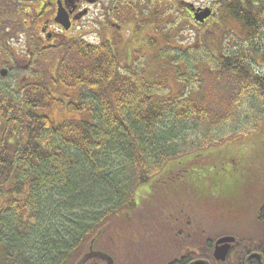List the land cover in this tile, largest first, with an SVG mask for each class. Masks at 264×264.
I'll return each mask as SVG.
<instances>
[{"label":"trees","instance_id":"trees-1","mask_svg":"<svg viewBox=\"0 0 264 264\" xmlns=\"http://www.w3.org/2000/svg\"><path fill=\"white\" fill-rule=\"evenodd\" d=\"M244 5L259 18L264 0L230 1L212 36L225 27L236 35L238 27L241 38L224 48L210 46L217 56L207 46V61L192 48L171 49L165 36L155 34L147 39L148 49H155L146 53L148 64L124 65L107 42L79 39L57 53L54 77L31 74L32 80L18 77L14 89L0 86V264H75L91 245L105 249L117 221L143 219L139 210L149 204L157 219L163 217L169 199L181 194L184 203L176 209L193 202L203 207L228 183L238 187L245 205L264 202L261 171L233 176L211 168L214 147L253 132L264 118V31L258 20L242 15ZM4 12L0 7V42L12 20ZM10 78L0 76V83ZM58 88L75 94L64 96L70 99L65 109L88 118L49 119L48 112L64 109L63 94L51 95ZM240 143L228 145L229 159L252 146L238 148ZM186 175L212 177L220 190L202 182L193 188ZM232 222L243 232L218 264H259L248 257L264 252V236L247 235L245 220ZM208 239L202 250L187 241L166 264L211 260ZM100 263L91 258L85 264Z\"/></svg>","mask_w":264,"mask_h":264},{"label":"rangeland","instance_id":"rangeland-1","mask_svg":"<svg viewBox=\"0 0 264 264\" xmlns=\"http://www.w3.org/2000/svg\"><path fill=\"white\" fill-rule=\"evenodd\" d=\"M200 1L204 3L209 2V0H199L198 2ZM19 2H22V0H2L0 2L1 9L5 11L2 16L4 17L6 15L8 20L12 19V21H8L5 27L8 30L13 28H16L17 30L16 26H18L19 16L12 13V10L17 9V7L20 6ZM127 2L128 0H126V2L122 5L125 6ZM162 8L160 0H154L153 9H151V11H154L151 29L148 28L149 25L144 20V17H150L149 11L141 7L134 9L136 27L135 30L133 29L130 33L132 34L133 40L135 39L136 42L139 41L141 32L138 31V29L140 28L142 36L147 39L155 36V34L158 39L165 36V43L170 44L171 49L173 48V50H175L180 47L184 50L183 53H187L188 49L192 48L189 50L192 51L194 49L196 51L197 55L195 56L197 58L207 61L209 58V54L205 53L207 46L210 47L216 43H220V48H224L227 45L231 46L235 42V39L241 38L238 27L236 28V35H233L230 32V29L225 27L222 32H216V34L214 33V36H212L213 33L211 26L209 28L202 27L199 29L193 26L187 19L184 20L185 23H182V25L179 26V20H181V17L175 14L173 10L169 12ZM12 15L16 16V18H13ZM96 19V15L90 18L93 25H97L95 22ZM215 20L219 21L218 18ZM213 23H215V21H212L210 25ZM194 37L196 38L194 39ZM7 38L10 42L9 47L16 48L14 44L16 43L17 38L9 34L8 37L6 36L5 41H7ZM206 38L209 39L207 40ZM97 39L98 36L96 37L95 34L85 37V41L89 43L97 42ZM191 40H194V42ZM154 50L155 49L151 51V49L149 50L145 47L137 48V50L132 54L131 64L137 65L142 63L146 66L149 62L147 56L149 54H155ZM210 50H212L214 55H218L217 51L213 50V48L210 47ZM146 53H148V55H146ZM56 67L57 66L55 65H37L35 67V75L38 77L35 79L44 76L48 79L49 77H54ZM18 77L20 79L22 77V73L16 75L15 78L12 77L2 81L0 86L2 88L14 89V87L16 88L17 82L15 81H17ZM28 79L32 80L31 77H28ZM59 94H63L60 99L64 104V109H53L52 112H48L46 115L49 119L53 122L60 123V121L63 122L69 119L80 120L88 118V115L85 113L71 112L65 109V105L68 101H70L69 98H74L75 95L71 93V90L58 88L57 91L51 92L53 97L58 96ZM64 96H68L69 98ZM240 133V131H237L235 134ZM235 142H241V145L237 146L238 148L246 147L249 144H252V146L245 152H241L234 159V155L231 154V158L233 159L231 160L229 159L227 148L228 145ZM212 152H217V154L214 155V161L211 163L213 174H215L216 171L223 172L227 175L232 174L233 176H242L250 171H261L264 173V118L256 125L253 132L237 139L228 140L220 146L214 147ZM207 171H210V168L207 169ZM185 177L186 183L192 185L193 188H199V183L202 182L203 184H207L208 188L214 186V189L220 190L218 183L217 186H215L214 183H211V181H213L211 180L212 177H197L198 181L194 179L193 175H186ZM257 177H264V175H258ZM219 178H221L220 174L216 177L217 182H219ZM224 180L231 181L229 176H226ZM261 182L264 183V181L260 180V183ZM187 184H185V186L188 187ZM220 184L223 186L222 182ZM225 188L227 189L223 190V192L216 193L218 195L211 196L210 198H212V200L207 199L206 203L202 202V204H206L203 207H200L199 203L195 202V204L193 202L192 204L189 203V205L182 204L181 207L176 209L175 206H179V204L184 203L182 194L178 195L181 197L176 196L177 198L173 202V199L170 198L168 201V209L170 212L166 213L163 217L160 216L158 219L156 214L158 213L157 210L151 209L152 205L150 204L145 205V209L139 210V215H144L142 216L143 219H140V217L133 218L134 221L131 225L126 223L124 220H119L115 223L113 232L111 233L112 236L107 233L109 234V241H106L105 249L102 248L100 251L110 255V257L114 259L115 264H166L173 259L176 254H178L181 245H187V241H192L194 239L196 246H198L199 243H201V241L203 242V239L207 237H212V242H214L219 236H241L239 233L243 231H241V229L237 226L239 222L233 224L232 221L242 219L245 220L247 226V224L252 220L251 215H254L258 207L249 205V200L248 204L245 205V202L240 200L243 199V196L238 187H233L231 183H228L225 185ZM182 190L183 189H179L177 192ZM185 190L187 191V189ZM196 192L200 193V191ZM257 193L258 192H253V195L251 196L252 199L258 198ZM187 194L189 198L190 194ZM195 197L196 196L192 194L191 200L193 201ZM153 198L154 197L149 198V201H152ZM144 199L146 198L144 197ZM162 208L169 211L165 206ZM141 220L142 222H140ZM137 223L141 224V226ZM257 230L260 232L263 229L258 228ZM247 231L251 233L253 232V228L251 227Z\"/></svg>","mask_w":264,"mask_h":264},{"label":"flooded vegetation","instance_id":"flooded-vegetation-1","mask_svg":"<svg viewBox=\"0 0 264 264\" xmlns=\"http://www.w3.org/2000/svg\"><path fill=\"white\" fill-rule=\"evenodd\" d=\"M198 1L160 0V3L162 9L169 12L173 10L181 17L179 26L187 19L193 26L201 28L211 19L221 17L224 9L230 7L231 0H209L207 3ZM248 1L253 5L257 0ZM125 2L126 0H22L19 2L20 6L15 9L19 13L17 30L13 28L5 31L17 38L14 44L16 48L9 47L10 42L4 39L0 42V76L2 77L1 72H4V77H14L22 73L21 79L25 81L28 75L36 73L37 65H57L58 52L71 46L73 40L85 41V37L91 34L98 36V39L97 42L90 44L107 42L113 53L119 57L121 64H131L132 54L137 48L147 49V41H145L147 38L142 36L140 28L138 31L141 32V36L138 42L133 40L130 34L136 27L134 9L141 7L149 11L150 17H144V20L151 29L154 13L151 9H153L154 0H128L123 6ZM244 6L242 15L244 17L249 15L255 23L258 20L261 30L264 31V6L262 15L254 19L251 15V12L252 14L254 12L250 11L248 5ZM202 9L210 10L211 16L200 24L194 21V13L200 14ZM95 15L97 25H93L90 21V18ZM191 41L194 42V40ZM251 216L252 226H256L255 229L261 235V239L264 236V202ZM258 228L263 230L259 232ZM197 247L202 250L200 243ZM257 253L264 254V252Z\"/></svg>","mask_w":264,"mask_h":264},{"label":"water","instance_id":"water-1","mask_svg":"<svg viewBox=\"0 0 264 264\" xmlns=\"http://www.w3.org/2000/svg\"><path fill=\"white\" fill-rule=\"evenodd\" d=\"M203 13H204V15H202L200 18L196 17V19L200 22L203 20V18H206L209 16L210 11H204ZM1 73H2V75L4 74V72H1ZM231 241H232V239L225 238V239L218 241V244L230 243ZM219 249H220L219 250L220 253H217V251H215L214 257L216 259L223 260V255L225 254L226 250L228 249V246L222 245V247H219ZM90 258H100V259L104 260L106 262V264H113V260L109 255H107L103 252H100V251H95L92 249L91 246L89 247V250L81 256V258L78 260V262L76 264H84ZM190 264H208V263L203 262V261H195V262H192Z\"/></svg>","mask_w":264,"mask_h":264}]
</instances>
